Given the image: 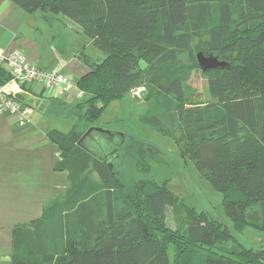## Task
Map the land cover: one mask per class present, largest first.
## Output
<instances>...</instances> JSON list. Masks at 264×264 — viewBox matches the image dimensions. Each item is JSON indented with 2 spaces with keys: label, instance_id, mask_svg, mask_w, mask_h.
I'll return each instance as SVG.
<instances>
[{
  "label": "trees",
  "instance_id": "1",
  "mask_svg": "<svg viewBox=\"0 0 264 264\" xmlns=\"http://www.w3.org/2000/svg\"><path fill=\"white\" fill-rule=\"evenodd\" d=\"M10 1L27 14L40 12L48 24L58 15L69 19L104 54L91 63L81 53L88 71L76 87L86 99L72 110L85 127L47 132L60 151L55 170L68 174V187L38 220L13 229L11 263L264 264V248H245L206 211L177 204L165 183L139 178L150 167L132 138L113 161L130 173L77 145L112 102L142 84L146 94L158 86L169 127L150 113L142 124L172 138L221 194L234 232L264 231V0ZM199 53L225 66L204 72L208 101L187 103L185 81ZM182 56L188 64L176 67ZM10 79L0 66V86ZM15 100L30 108L21 94Z\"/></svg>",
  "mask_w": 264,
  "mask_h": 264
},
{
  "label": "crops",
  "instance_id": "2",
  "mask_svg": "<svg viewBox=\"0 0 264 264\" xmlns=\"http://www.w3.org/2000/svg\"><path fill=\"white\" fill-rule=\"evenodd\" d=\"M37 13L27 14L10 0H0V66L9 72L7 60L17 53L25 64L76 83L88 71L80 57L91 48L90 40L69 19L58 15L48 24L42 18L39 22ZM84 56L91 63L104 59ZM21 96L30 107L26 122L19 124L12 113L0 115V264H12L13 229L38 220L68 187V174L55 170L60 151L47 132L66 133L73 127L60 118L74 114L75 92L47 91L36 82Z\"/></svg>",
  "mask_w": 264,
  "mask_h": 264
},
{
  "label": "rangeland",
  "instance_id": "3",
  "mask_svg": "<svg viewBox=\"0 0 264 264\" xmlns=\"http://www.w3.org/2000/svg\"><path fill=\"white\" fill-rule=\"evenodd\" d=\"M39 13L40 12L37 13L36 19L41 22L42 14ZM90 49H87L84 55L89 56L90 54L93 60H95L96 57L104 56L103 53L92 46ZM88 51L91 52L89 53ZM82 57L83 56H81L80 59ZM97 62H100V60ZM187 64L188 58L182 56L176 67ZM145 67V64L140 63L138 69L140 71H145ZM167 71H169V68L163 70V72ZM155 72L156 70L153 71L152 74L155 75ZM63 76L65 75L63 74ZM145 87L146 86H143V84L139 87H135L121 100L112 102L103 111L99 120L90 127L122 133L127 135L128 138H132L137 142L136 145L140 146L145 151L150 167L149 173L139 178L145 180L151 179L157 184L165 183L166 188L172 193L177 204L194 208L197 211H206L213 220L226 226L231 234L235 235L237 240L245 248L253 250L264 248V231L246 227L240 234L234 232L231 220L223 211L221 194L216 192L212 186L198 174L191 161L187 159L184 160L181 157L177 145L172 138L162 136L142 124L141 118L146 113L164 118L167 127H169L170 124V120L165 116L164 111H166V109L164 100L161 96H158V86H154L152 91H149L148 94H146ZM141 90H144L145 93L143 96L135 99L134 96H138ZM185 97L187 103H205L209 100L206 75L204 72H201L198 64L197 68L193 66V68L190 69L189 77L185 81ZM85 99L86 96H83L78 98L76 102H82ZM83 109L84 108H82L81 111H83ZM79 113L80 112H77V114H70L68 117L63 115L60 121L73 122V126L78 131H81L84 129L85 124L78 120ZM115 141L118 142L117 137ZM123 164L126 163L118 162L115 166L122 171L125 170L127 173H130V171L128 172V167ZM166 224L170 228L175 227L171 207L167 208ZM171 255V250H169L170 258Z\"/></svg>",
  "mask_w": 264,
  "mask_h": 264
},
{
  "label": "built area",
  "instance_id": "4",
  "mask_svg": "<svg viewBox=\"0 0 264 264\" xmlns=\"http://www.w3.org/2000/svg\"><path fill=\"white\" fill-rule=\"evenodd\" d=\"M3 58L0 56V62ZM11 79L0 86V115L12 113L16 116L19 124L29 119V109L25 104L15 100L22 94L23 88L35 82L42 83L47 91L58 90L60 94L75 92L77 98L83 95L76 87V83L67 79L58 72H49L25 64L21 55L13 53L7 60Z\"/></svg>",
  "mask_w": 264,
  "mask_h": 264
},
{
  "label": "water",
  "instance_id": "5",
  "mask_svg": "<svg viewBox=\"0 0 264 264\" xmlns=\"http://www.w3.org/2000/svg\"><path fill=\"white\" fill-rule=\"evenodd\" d=\"M197 64L201 72L224 67L225 63L218 61L215 57H206L199 53L196 55ZM144 90L139 91L135 99L143 96ZM116 137L118 142L115 141ZM127 135L107 130L89 127L77 142V145L94 159L110 165L116 158L118 151L122 148Z\"/></svg>",
  "mask_w": 264,
  "mask_h": 264
}]
</instances>
